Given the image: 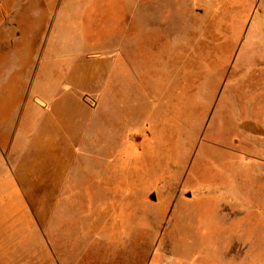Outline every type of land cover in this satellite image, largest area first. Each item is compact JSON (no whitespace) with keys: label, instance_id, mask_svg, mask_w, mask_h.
<instances>
[{"label":"rangeland","instance_id":"rangeland-1","mask_svg":"<svg viewBox=\"0 0 264 264\" xmlns=\"http://www.w3.org/2000/svg\"><path fill=\"white\" fill-rule=\"evenodd\" d=\"M258 1H10L0 264H264Z\"/></svg>","mask_w":264,"mask_h":264},{"label":"crops","instance_id":"crops-1","mask_svg":"<svg viewBox=\"0 0 264 264\" xmlns=\"http://www.w3.org/2000/svg\"><path fill=\"white\" fill-rule=\"evenodd\" d=\"M11 1V0H10ZM10 1L9 0H0V69H1V63L4 62L5 60V55L6 53L9 52V45H10V31H15L17 32V30L20 29V17H18L19 13H17V7L11 8L10 6ZM257 12L260 15V21L261 18L264 19V0H259L258 1V6H257ZM19 33H16V35H18ZM260 55L263 56L264 55V39L261 38L260 41ZM9 55V54H8ZM7 65L8 68L10 69V59L9 57L7 58ZM264 59V58H262ZM5 71V70H4ZM4 71H2V74L4 75ZM10 70H8V75H10ZM9 77V76H8ZM9 82L5 83L2 82L1 83V90L2 93L6 94L8 92V90L5 89L6 84H8ZM261 87V86H260ZM259 87V88H260ZM17 110L15 111V115H14V119L13 121L9 124V127L7 125L4 126V131H9L11 130L10 128L12 126H15L16 122L18 119H20L21 116V106L16 108ZM246 119H248V122H245L244 125H258L261 122L256 120L255 117H247ZM261 120V119H260ZM6 127H8L6 129ZM4 157L3 151L0 149V159H2ZM242 157V156H241ZM7 169V170H6ZM5 170L3 169V167H0V175L3 173L9 176V178H4L2 179V181H9V180H13V176L11 171L6 168ZM4 219H2V217L0 216V222H3ZM3 227V225L0 224V228ZM5 237H10L9 235V231L5 232L3 229H0V238H5ZM40 249L42 250V247H40ZM8 250V248H7ZM5 246H3L2 244H0V254H5ZM51 264H55V263H51ZM57 264V263H56Z\"/></svg>","mask_w":264,"mask_h":264},{"label":"water","instance_id":"water-1","mask_svg":"<svg viewBox=\"0 0 264 264\" xmlns=\"http://www.w3.org/2000/svg\"><path fill=\"white\" fill-rule=\"evenodd\" d=\"M151 199L154 200V196H152Z\"/></svg>","mask_w":264,"mask_h":264},{"label":"bare ground","instance_id":"bare-ground-1","mask_svg":"<svg viewBox=\"0 0 264 264\" xmlns=\"http://www.w3.org/2000/svg\"><path fill=\"white\" fill-rule=\"evenodd\" d=\"M207 171V170H206ZM207 236V235H206ZM210 236V235H209ZM217 256V255H216Z\"/></svg>","mask_w":264,"mask_h":264}]
</instances>
